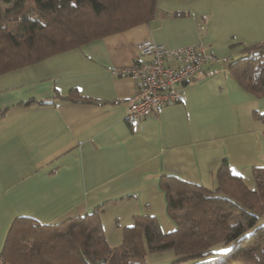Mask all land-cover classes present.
I'll return each mask as SVG.
<instances>
[{
  "label": "crops",
  "instance_id": "1",
  "mask_svg": "<svg viewBox=\"0 0 264 264\" xmlns=\"http://www.w3.org/2000/svg\"><path fill=\"white\" fill-rule=\"evenodd\" d=\"M145 38L168 47L201 42L207 54L232 60L264 43V0H157L147 22L0 73V249L14 216L54 222L99 204L102 226L110 212L123 227L143 215L170 231L162 173L212 188L225 158L231 174L255 187L264 95L239 87L230 60L208 59L178 87L180 100L126 124L137 82L116 70L134 61ZM55 88L95 103L54 100ZM44 99L53 102H37Z\"/></svg>",
  "mask_w": 264,
  "mask_h": 264
},
{
  "label": "trees",
  "instance_id": "2",
  "mask_svg": "<svg viewBox=\"0 0 264 264\" xmlns=\"http://www.w3.org/2000/svg\"><path fill=\"white\" fill-rule=\"evenodd\" d=\"M30 1L38 13L34 18L25 10ZM2 2L6 7L0 10V73L147 22L157 10V0ZM14 19L9 28L7 23ZM227 70L243 90L263 96L264 43L245 47L228 62ZM53 98L95 103L75 88L65 95L55 88ZM255 115L264 118V113ZM262 137V164L253 167L254 188L230 173L225 158L212 188L173 174L158 176L166 213L174 223L170 231H163L153 216L135 215L132 224L123 227L121 242L111 247L100 219L101 204L54 222L17 215L6 231L0 264H91L97 255L107 264H143L147 251L166 248L174 254L172 262L198 258L191 264H264V128ZM235 216H246L251 224L234 232Z\"/></svg>",
  "mask_w": 264,
  "mask_h": 264
},
{
  "label": "built area",
  "instance_id": "3",
  "mask_svg": "<svg viewBox=\"0 0 264 264\" xmlns=\"http://www.w3.org/2000/svg\"><path fill=\"white\" fill-rule=\"evenodd\" d=\"M136 50L134 61L116 70L137 82V90L130 98L124 116L128 125L141 121L163 104L180 100L178 87L194 80L208 59L229 61L228 56L207 54L201 42L168 47L146 38L137 42ZM94 261L92 264H104L102 260Z\"/></svg>",
  "mask_w": 264,
  "mask_h": 264
},
{
  "label": "rangeland",
  "instance_id": "4",
  "mask_svg": "<svg viewBox=\"0 0 264 264\" xmlns=\"http://www.w3.org/2000/svg\"><path fill=\"white\" fill-rule=\"evenodd\" d=\"M5 7H6L5 3H3L2 0H0V10L4 11ZM25 10H26V13L30 17H33V18L38 14L35 8V5L31 1L25 4ZM14 21L15 19L13 21H9L7 23V26L9 28H13L14 23H15ZM142 40L144 39H141L137 42H140ZM136 44H135V47H136ZM107 214L108 215L104 216V219H103V226H104V232H105L104 234L106 236L105 238H106L108 245L112 247V246L118 245L121 242L122 236H123L122 227L125 224L123 222L117 225L115 221L111 219L112 217L110 216L111 215L110 212H108ZM262 219H264V215L262 216L261 220ZM232 221H233V226H234L233 228L234 232H237V233L241 231V227L244 228V227H247V225L251 224V222L249 221V218H247L246 216H235L232 218ZM128 259L135 260L136 258L129 257ZM173 259H174V254L172 250L168 248L155 251V252L147 251L144 257L143 264H191L192 262L196 261L198 258H189V259L180 260L177 262H172ZM94 260L96 261L102 260L104 261V264H107V260L103 258V256H100V255L94 256L92 258L91 264L95 262Z\"/></svg>",
  "mask_w": 264,
  "mask_h": 264
},
{
  "label": "water",
  "instance_id": "5",
  "mask_svg": "<svg viewBox=\"0 0 264 264\" xmlns=\"http://www.w3.org/2000/svg\"><path fill=\"white\" fill-rule=\"evenodd\" d=\"M33 102V100L32 99H30V100H26V101H24V104H29V103H32ZM39 104H50V103H52L53 101L51 100V99H44V100H39V101H37Z\"/></svg>",
  "mask_w": 264,
  "mask_h": 264
}]
</instances>
